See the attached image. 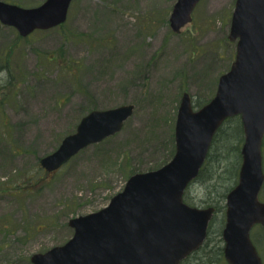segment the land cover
Listing matches in <instances>:
<instances>
[{"label": "rangeland", "instance_id": "1", "mask_svg": "<svg viewBox=\"0 0 264 264\" xmlns=\"http://www.w3.org/2000/svg\"><path fill=\"white\" fill-rule=\"evenodd\" d=\"M3 1L32 7L44 0ZM176 1L73 0L66 22L28 37L0 21V264H33L34 253L68 241L72 218L104 207L132 173L168 159L185 91L195 109L214 97L235 59L228 36L236 0H200L180 32L169 21ZM130 103L134 114L120 132L53 173L41 166L91 110ZM221 183L218 175L193 182L188 201L216 204ZM224 215L216 214L213 247L199 264H229L210 258L221 246ZM252 235L264 258V225Z\"/></svg>", "mask_w": 264, "mask_h": 264}, {"label": "water", "instance_id": "2", "mask_svg": "<svg viewBox=\"0 0 264 264\" xmlns=\"http://www.w3.org/2000/svg\"><path fill=\"white\" fill-rule=\"evenodd\" d=\"M72 0H46L23 7L0 0V20L26 36L36 28L66 21ZM200 0H177L170 16L175 32L192 20ZM230 40H237L235 61L220 77L216 95L194 110L184 92L175 124L176 152L163 166L129 177L122 191L103 208L70 220L73 236L46 252L34 253V264H180L204 243L215 207L192 206L184 194L203 167L215 133L228 117L240 115L245 140L238 183L226 196L224 253L230 264H264L250 237L264 223V0H236ZM134 104L94 109L74 133L41 158L55 171L90 144L121 131Z\"/></svg>", "mask_w": 264, "mask_h": 264}, {"label": "trees", "instance_id": "3", "mask_svg": "<svg viewBox=\"0 0 264 264\" xmlns=\"http://www.w3.org/2000/svg\"><path fill=\"white\" fill-rule=\"evenodd\" d=\"M204 104L205 103L197 104L196 106H202ZM223 135L225 136L226 144L223 145V148H221L220 142L223 138ZM173 138H174V136H173ZM236 139H237V143L233 144V142ZM243 141H244V129H243L242 122L238 117L228 118L224 122V124L219 128V130L217 131V133L214 137L212 147H211L210 152L208 154V157L206 159V162H205L204 166L202 167L200 174L196 178L195 181L196 182H202L204 184V183L208 182L212 177H214V175H218V176H221V178H226V184L221 183V185L216 188V190L219 189L218 194H217V196H218L217 202L219 201L220 204H217V202H216V204H214V206L216 207V211H215L214 217L210 223L208 236H207V239H206L204 245L201 246L200 249H198L197 251L193 252L184 261H182L181 264H183L184 262H185L184 264H186V263L190 264L192 259L198 260L196 264H199L200 263L199 256H202L203 254L208 252L207 247H209V248L213 247L209 243L212 240V233L216 232L214 230V224L217 222L216 220H218L216 218V214L219 211H222L226 208L225 203H224L226 200V195L229 192V190L232 189L234 187V185L237 183L239 168H240L241 159H242L241 158V146H242ZM214 144H215V146H214ZM218 148H220V152L218 151ZM174 153H175V138L173 141L171 154L168 157V159L164 163H162L156 167L150 168L149 170L156 169V168L162 166L163 164L167 163L173 157ZM231 156H232V161L230 162L229 160L231 159ZM233 157H235V160H233ZM206 187H207V190L209 193H211L213 191L210 186L206 185ZM216 190H215V192H216ZM188 199H189V196H188V191H187L185 193V200L188 201ZM221 203H223V205H221ZM224 217H225V215L222 216V219L220 220V223L217 226V232H219L221 246H219V248H217L216 250L212 251V252H216V253H214V256H215V254H217V256H215V257L212 255L210 256V258H215V259L220 258L222 261L224 258L223 238H222V230H223L224 223H225ZM218 245H219V243L215 246H218ZM209 252L212 253L211 251H209Z\"/></svg>", "mask_w": 264, "mask_h": 264}, {"label": "flooded vegetation", "instance_id": "4", "mask_svg": "<svg viewBox=\"0 0 264 264\" xmlns=\"http://www.w3.org/2000/svg\"><path fill=\"white\" fill-rule=\"evenodd\" d=\"M37 30V29H36ZM36 30H34V31H36ZM46 30V29H45ZM243 143H244V141H243ZM243 143H242V145H243ZM263 160H264V144H263ZM241 164H242V160H241ZM240 164V165H241ZM263 189V188H262ZM262 192V191H261ZM261 201H263V200H261ZM260 225H264V223H260V222H258V223H256V224H254L253 225V227H252V229H251V235H252V231L254 232V230L257 228V227H260ZM252 237V240H254V238H253V235L251 236ZM255 243V242H254ZM256 247H257V245H256ZM257 250H258V248H257ZM258 252H259V250H258ZM259 254H260V252H259ZM261 256V255H260ZM262 257V256H261ZM262 260L264 261V258L262 257Z\"/></svg>", "mask_w": 264, "mask_h": 264}]
</instances>
